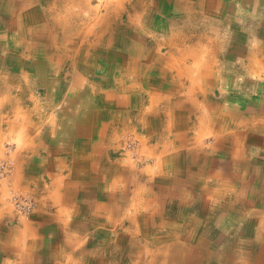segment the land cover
<instances>
[{"label": "crops", "instance_id": "0c3cea01", "mask_svg": "<svg viewBox=\"0 0 264 264\" xmlns=\"http://www.w3.org/2000/svg\"><path fill=\"white\" fill-rule=\"evenodd\" d=\"M151 3L0 0V264H264V0Z\"/></svg>", "mask_w": 264, "mask_h": 264}, {"label": "built area", "instance_id": "2783aa9c", "mask_svg": "<svg viewBox=\"0 0 264 264\" xmlns=\"http://www.w3.org/2000/svg\"><path fill=\"white\" fill-rule=\"evenodd\" d=\"M11 159L0 161V178L8 177L13 169ZM14 203L19 214L29 217L36 208V201L29 191H20L14 194Z\"/></svg>", "mask_w": 264, "mask_h": 264}, {"label": "rangeland", "instance_id": "374dc122", "mask_svg": "<svg viewBox=\"0 0 264 264\" xmlns=\"http://www.w3.org/2000/svg\"><path fill=\"white\" fill-rule=\"evenodd\" d=\"M151 2H152V0H108V9H109L108 12H110L111 15H113L112 13H114V12H112L111 10L118 9V6L121 5L123 7L120 8V13H118V14L122 17L123 20L124 19L126 20L131 15L132 16L135 15L138 10H139V12H142V9L144 7L150 6L152 4ZM122 3H124V4H122ZM114 14H116V13H114ZM130 23H133V22H130ZM128 149H132L133 150L134 149V144L133 143H129L128 144ZM11 173H12V171H11Z\"/></svg>", "mask_w": 264, "mask_h": 264}, {"label": "bare ground", "instance_id": "6f19581e", "mask_svg": "<svg viewBox=\"0 0 264 264\" xmlns=\"http://www.w3.org/2000/svg\"><path fill=\"white\" fill-rule=\"evenodd\" d=\"M130 3H131V2H130ZM118 9H119V8H118ZM118 9H117V10H118ZM116 12H117V11H116ZM118 36H119V35H118ZM131 45H132V44H131Z\"/></svg>", "mask_w": 264, "mask_h": 264}]
</instances>
